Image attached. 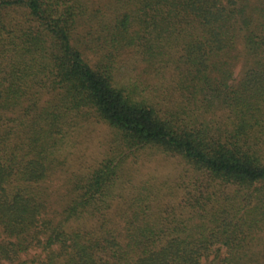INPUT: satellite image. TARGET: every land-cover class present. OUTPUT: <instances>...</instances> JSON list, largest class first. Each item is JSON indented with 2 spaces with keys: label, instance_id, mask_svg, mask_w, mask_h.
Segmentation results:
<instances>
[{
  "label": "trees",
  "instance_id": "16d2710c",
  "mask_svg": "<svg viewBox=\"0 0 264 264\" xmlns=\"http://www.w3.org/2000/svg\"><path fill=\"white\" fill-rule=\"evenodd\" d=\"M113 1L86 33L98 57L90 64L74 46L94 22L89 0H0V264H30L21 254L40 235L46 253L33 264H257L249 247L264 222V162L255 152L264 136V0ZM131 49L157 72L179 71L167 117L146 85L119 78ZM207 91L231 113L224 141L197 125ZM80 115L113 128L127 150L154 147L192 168L191 216L179 213L181 203L153 217L145 207L121 228L102 220L101 236L64 231L88 211L104 217L121 167L109 159L75 185L44 235L38 186ZM202 187L214 192L203 196Z\"/></svg>",
  "mask_w": 264,
  "mask_h": 264
},
{
  "label": "rangeland",
  "instance_id": "374dc122",
  "mask_svg": "<svg viewBox=\"0 0 264 264\" xmlns=\"http://www.w3.org/2000/svg\"><path fill=\"white\" fill-rule=\"evenodd\" d=\"M113 2V0L87 2L94 22L86 23L85 27L79 30L80 36L74 41V46L90 64H93L98 57L96 43L92 36L86 33L93 29L92 25L98 26L95 21L98 18V11L105 14L112 8ZM90 32L93 33V31ZM118 68L119 78L129 79L130 84L140 82L147 86L146 96L149 95L153 105L160 108V116L167 117V112H171L168 111L171 110L170 105L179 101L178 94L174 91L179 71L169 68L158 73L152 63L145 62L135 54V51L133 52V49L124 55ZM239 69L238 65L234 70L235 81L239 78ZM230 116L231 113L225 107V99L217 98L214 93L207 91L197 125L201 128L206 126L211 136L219 137L221 141H224L230 132ZM72 121L66 127L68 131L64 149L51 164L47 179L38 186L45 204L39 227L44 235L47 234L45 228L56 225L62 218L61 215L67 212L68 202L76 193L75 185L80 180L84 182L93 170L109 159L114 162L121 161V167L112 188L109 206L103 211L104 217L96 212L92 215L88 211L71 218L64 225V231H85L87 236L91 234L101 236L102 220L113 221L118 228H121L127 218H131L132 213L140 214L143 212L140 211L141 208L145 207L148 208L144 210L145 213L153 217L157 211H163L165 215V212L170 211V207L176 209L181 203L182 209H178L179 213L181 212L183 217L191 216L192 213L187 211L192 209L188 210L186 204L198 193L197 188L192 186L194 178L198 180V175L180 158L154 147L127 150L121 146L117 132L93 116L80 115ZM258 142V150L255 152L263 158L264 162V136L260 137ZM202 188L203 196H206L204 194L208 192H214V188L207 190L208 192L204 190V187ZM145 196L148 198L142 202ZM39 238L41 241L31 246L28 252L21 254V259L33 264L44 258L46 252L43 249V242L46 237L40 235ZM249 249L251 250L249 253L256 257L257 264H264V222L261 230L255 234ZM224 252L225 248L221 246L218 252L220 258ZM214 254L215 252H212L208 259L212 260Z\"/></svg>",
  "mask_w": 264,
  "mask_h": 264
}]
</instances>
